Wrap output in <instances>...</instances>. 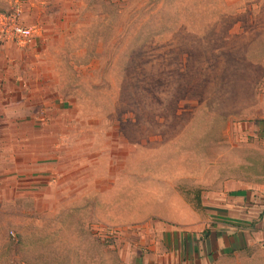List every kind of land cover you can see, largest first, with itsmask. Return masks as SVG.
I'll return each instance as SVG.
<instances>
[{"label": "rangeland", "instance_id": "374dc122", "mask_svg": "<svg viewBox=\"0 0 264 264\" xmlns=\"http://www.w3.org/2000/svg\"><path fill=\"white\" fill-rule=\"evenodd\" d=\"M17 7L38 33L0 38V264H264L212 252L196 200L264 174V0Z\"/></svg>", "mask_w": 264, "mask_h": 264}, {"label": "crops", "instance_id": "0c3cea01", "mask_svg": "<svg viewBox=\"0 0 264 264\" xmlns=\"http://www.w3.org/2000/svg\"><path fill=\"white\" fill-rule=\"evenodd\" d=\"M253 135L264 146V121L257 122ZM200 199L216 224L209 235L212 252L264 251V174L252 183L228 179L219 189L206 192Z\"/></svg>", "mask_w": 264, "mask_h": 264}, {"label": "built area", "instance_id": "2783aa9c", "mask_svg": "<svg viewBox=\"0 0 264 264\" xmlns=\"http://www.w3.org/2000/svg\"><path fill=\"white\" fill-rule=\"evenodd\" d=\"M38 33L37 28L23 23L21 10L17 7L11 13H0V38L18 47H28Z\"/></svg>", "mask_w": 264, "mask_h": 264}, {"label": "trees", "instance_id": "16d2710c", "mask_svg": "<svg viewBox=\"0 0 264 264\" xmlns=\"http://www.w3.org/2000/svg\"><path fill=\"white\" fill-rule=\"evenodd\" d=\"M196 200H197V206H198L199 208H202L201 199H200V195H199V194H198Z\"/></svg>", "mask_w": 264, "mask_h": 264}]
</instances>
